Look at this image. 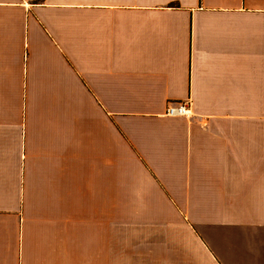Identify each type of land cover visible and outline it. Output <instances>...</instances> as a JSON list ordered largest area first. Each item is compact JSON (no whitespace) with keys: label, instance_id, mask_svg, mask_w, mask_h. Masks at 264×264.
<instances>
[{"label":"crops","instance_id":"0c3cea01","mask_svg":"<svg viewBox=\"0 0 264 264\" xmlns=\"http://www.w3.org/2000/svg\"><path fill=\"white\" fill-rule=\"evenodd\" d=\"M0 264H264V0H0Z\"/></svg>","mask_w":264,"mask_h":264},{"label":"built area","instance_id":"2783aa9c","mask_svg":"<svg viewBox=\"0 0 264 264\" xmlns=\"http://www.w3.org/2000/svg\"><path fill=\"white\" fill-rule=\"evenodd\" d=\"M166 114L171 117L176 116H186L191 114V104L190 102H182L175 105H170L167 108Z\"/></svg>","mask_w":264,"mask_h":264}]
</instances>
